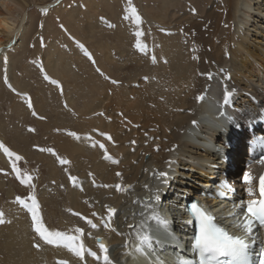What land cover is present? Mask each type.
<instances>
[{"label": "bare ground", "instance_id": "6f19581e", "mask_svg": "<svg viewBox=\"0 0 264 264\" xmlns=\"http://www.w3.org/2000/svg\"><path fill=\"white\" fill-rule=\"evenodd\" d=\"M38 1L0 0L5 60ZM140 5L144 25L135 41L130 25L117 29L113 44L105 19L93 12L81 19L84 41L104 33L97 68L85 60L78 73L59 49L46 60L61 86L52 105L37 109L47 120L38 122L44 144L52 143L41 164L57 184L44 206L51 210L49 233L75 239L66 247V240L41 237V249L24 240L8 264H105V255L109 264H197L191 202L244 239L254 264L264 263V227L243 228L247 203L262 198L264 177V162L249 164L248 157V145L264 136V0ZM246 173L254 181L251 197ZM144 237L150 246H141Z\"/></svg>", "mask_w": 264, "mask_h": 264}, {"label": "rangeland", "instance_id": "374dc122", "mask_svg": "<svg viewBox=\"0 0 264 264\" xmlns=\"http://www.w3.org/2000/svg\"><path fill=\"white\" fill-rule=\"evenodd\" d=\"M39 1L37 5L28 8L23 31L13 37V44L7 49V59L0 55V214L4 220L0 223V264H8L12 254H18L17 247L22 241L23 244L26 242L30 249L42 248L39 243L41 236L35 231L31 213L24 204H31L35 199L46 233H49L51 228V210L47 206L45 208L44 196L50 197L55 184L49 181V171L43 167L45 164H41L43 161L40 155L46 158L47 162L51 156L47 152L50 149L47 148L52 146V143L49 142L46 146L44 144L48 142V138L46 141L43 139L41 133L44 130L39 127L38 122L46 123L47 120L37 109L38 106L52 105L54 92L61 86V80L49 71L46 60L59 49L66 54L69 63L74 61L76 72L81 68L84 70L85 60L97 68L94 63H97V57L101 56L97 46L102 43L104 33L101 30L91 43L83 40L84 21L81 19H84L88 12H93V17L108 22L106 32L113 44L116 41L117 29L121 25L120 30H123L124 25H127L126 29L128 25L132 26L129 27L134 41L139 37H135V34L139 33L144 25L137 19L142 17L140 0ZM96 7L98 9L95 11ZM133 8L135 12H132ZM125 16L129 18L125 19ZM83 70L78 73H83ZM248 96L256 97L252 93ZM17 157L19 159H16ZM63 174V182H67L68 174ZM21 180L24 182L21 183ZM27 227L31 233L27 232ZM24 233L29 234V237L24 236ZM16 240L20 241V244L17 245Z\"/></svg>", "mask_w": 264, "mask_h": 264}, {"label": "snow or ice", "instance_id": "6c2138e0", "mask_svg": "<svg viewBox=\"0 0 264 264\" xmlns=\"http://www.w3.org/2000/svg\"><path fill=\"white\" fill-rule=\"evenodd\" d=\"M132 12H135V9H132ZM128 16H125V19H128ZM137 19H139L137 17ZM140 35V33H137ZM139 47V45H137ZM115 83V82H113ZM101 147H103L101 145ZM7 151V149H5ZM16 159H19L17 157ZM61 163L64 164L66 161L61 160ZM119 175V174H118ZM24 181L21 180V183ZM244 182L246 185H249V196H254V189L251 187L254 181L253 178L249 174H245ZM260 195L264 197V177L260 178L259 184ZM29 213H31L32 220L35 225V231L40 234V236L49 244H53L55 241L66 240L69 243L65 246L68 247L73 241L74 237H66L59 232L56 233H46V230L43 227V224L40 221V217L37 211V205L35 199H33L31 204L23 205ZM191 212L193 216L196 217L199 232L195 237L194 248H198L202 253H210L214 258L215 257H225L232 256L235 257L239 255L242 251H244L247 247L244 239L240 237H233L228 234L222 227L217 226L213 222V218L206 214L203 210L199 208L197 204H193L191 206ZM247 216L245 217L246 222L243 225V228L247 232L252 231L251 225L254 222H258L262 227H264V199L259 201L250 200L246 206ZM248 217H252V219H248ZM4 220L2 218V214H0V223H3ZM141 246L144 244H149V238L144 237L140 241ZM100 249L104 252L107 251L103 244H100ZM74 251L77 256H80V251L77 249H70ZM137 251H142V247H138ZM105 264H109V258L107 255L104 257Z\"/></svg>", "mask_w": 264, "mask_h": 264}, {"label": "water", "instance_id": "95a60500", "mask_svg": "<svg viewBox=\"0 0 264 264\" xmlns=\"http://www.w3.org/2000/svg\"><path fill=\"white\" fill-rule=\"evenodd\" d=\"M96 242H97L98 244H101V243H102V240H101V239H97Z\"/></svg>", "mask_w": 264, "mask_h": 264}]
</instances>
